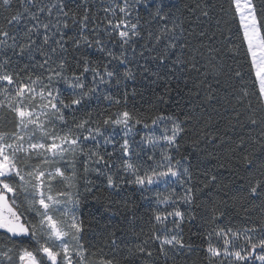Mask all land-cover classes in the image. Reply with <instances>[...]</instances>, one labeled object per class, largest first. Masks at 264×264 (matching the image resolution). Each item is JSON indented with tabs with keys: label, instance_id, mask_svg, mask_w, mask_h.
<instances>
[{
	"label": "snow or ice",
	"instance_id": "obj_1",
	"mask_svg": "<svg viewBox=\"0 0 264 264\" xmlns=\"http://www.w3.org/2000/svg\"><path fill=\"white\" fill-rule=\"evenodd\" d=\"M215 7L0 0V264H264V0H231L238 43ZM192 73L232 90L238 179L186 148L225 144L210 119L193 139L190 113L163 107ZM90 198L119 221L86 215Z\"/></svg>",
	"mask_w": 264,
	"mask_h": 264
},
{
	"label": "trees",
	"instance_id": "obj_2",
	"mask_svg": "<svg viewBox=\"0 0 264 264\" xmlns=\"http://www.w3.org/2000/svg\"><path fill=\"white\" fill-rule=\"evenodd\" d=\"M97 2H99V0H97ZM186 2L192 4L195 2V0H186ZM210 2L216 5L214 10V17L223 18V21L232 30L233 39L238 43L239 41L237 40V32L239 29V21L238 18H233L230 7L231 0H210ZM221 6H223V12L221 11ZM142 11L146 10L142 9ZM101 15H103V13H101ZM201 27L208 31L209 35H211L212 32L215 31V27L213 26L211 29H209L207 23L201 25ZM240 31L242 33V30ZM197 39H199V37L193 38L194 44L196 43ZM228 63L233 64L234 67L238 68L245 74V76H247L248 70L243 55L237 58L236 61L230 60L228 61ZM202 81L204 82L202 83ZM209 85H211V87L214 89H218V91L214 93V95L216 96V100H213L211 103H206L204 101V97L209 92ZM181 87H184L185 91L179 94L180 97H182L180 107H176L174 101L170 102L169 105L163 107L167 108L169 111L175 110L177 114H180L181 112L190 113L192 117L191 126L193 130V139L197 138L196 133L199 132L205 121L209 119L211 121V126L206 130L214 134H222L224 135L225 139V144H220L217 147H213V145L211 144H205L203 140H201L198 146L193 145L191 141H189L188 145H186V148L189 152L192 153L194 162H202L209 167H212L213 165H216L218 163H224L225 166L223 168H213V170L224 173L225 176L230 180L238 179V177L229 175L230 171L234 170L229 168V164L235 165V160L229 161L225 159L226 157H229L231 155V148L235 147V144L229 140V137H233L235 139L237 137V134L241 132V128L239 126H237L234 131H226V128L229 127L228 121L232 119V107L236 103L235 99L228 95V93L232 90L227 89L224 86L217 85L215 79L212 76H209L205 81L204 77L199 76L196 73L191 74V79H189L186 87L183 84H181ZM172 96L177 97V92L174 91L172 93ZM148 101L149 96L146 93L143 99H137V106H143L147 108ZM252 103H256L255 98H252ZM185 104H187V107H184ZM143 131L144 130L141 131V134H143ZM244 135L246 137L249 135L247 129L244 130ZM250 135L252 137H256L257 130H253ZM225 145H229V147H226ZM255 147L257 149L259 148L258 145H256ZM209 153L215 154L218 159H212ZM97 187L102 188V185H100L98 181ZM95 194L97 196L103 197L104 195H106V192H96ZM122 195H133V193L130 190H126L125 193H122ZM133 198L138 200L139 194L136 193L135 195H133ZM147 207L148 205L144 204V206L141 208L142 215H147ZM84 210L86 215L90 213L102 223L108 221L109 219L115 223L120 219V217H113L109 212H105L102 206V202H97L96 200H93L91 198L84 205ZM252 211L253 214H258L260 212V209L258 207H254ZM195 259L196 257H193L192 260H189L187 262V264H192V261ZM157 264H164L162 257L157 260ZM178 264H184L183 258L179 260Z\"/></svg>",
	"mask_w": 264,
	"mask_h": 264
}]
</instances>
